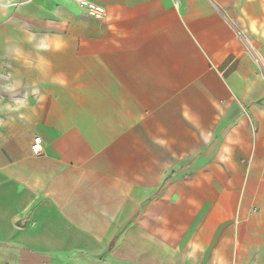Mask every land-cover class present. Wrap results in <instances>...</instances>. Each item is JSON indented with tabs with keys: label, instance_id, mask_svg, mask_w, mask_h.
I'll use <instances>...</instances> for the list:
<instances>
[{
	"label": "crops",
	"instance_id": "obj_1",
	"mask_svg": "<svg viewBox=\"0 0 264 264\" xmlns=\"http://www.w3.org/2000/svg\"><path fill=\"white\" fill-rule=\"evenodd\" d=\"M89 1L0 0V254L264 264V0Z\"/></svg>",
	"mask_w": 264,
	"mask_h": 264
},
{
	"label": "built area",
	"instance_id": "obj_2",
	"mask_svg": "<svg viewBox=\"0 0 264 264\" xmlns=\"http://www.w3.org/2000/svg\"><path fill=\"white\" fill-rule=\"evenodd\" d=\"M77 5L87 14L89 17L95 20H102L106 16V10L104 7L100 5H96L95 3L89 0H75ZM10 74L7 72L4 75V80L7 82L9 81ZM2 99V97H0ZM42 138L36 137L32 143V151L35 155H39L42 152Z\"/></svg>",
	"mask_w": 264,
	"mask_h": 264
},
{
	"label": "rangeland",
	"instance_id": "obj_3",
	"mask_svg": "<svg viewBox=\"0 0 264 264\" xmlns=\"http://www.w3.org/2000/svg\"><path fill=\"white\" fill-rule=\"evenodd\" d=\"M256 26L257 28H259V31H256L255 30V27ZM250 27H251V30L253 31H256V32H261L263 33L264 35V24H259V25H247V24H237L235 25V28L236 30H240L242 32H244L245 34H251V31L250 30ZM0 264H16L13 262V258L11 257V255H3V254H0Z\"/></svg>",
	"mask_w": 264,
	"mask_h": 264
}]
</instances>
